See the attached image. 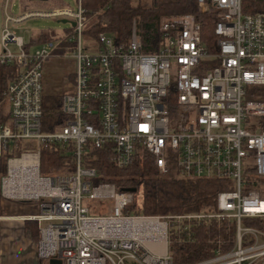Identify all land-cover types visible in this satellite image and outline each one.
Masks as SVG:
<instances>
[{"label": "built area", "instance_id": "obj_1", "mask_svg": "<svg viewBox=\"0 0 264 264\" xmlns=\"http://www.w3.org/2000/svg\"><path fill=\"white\" fill-rule=\"evenodd\" d=\"M7 12L9 0H5ZM247 0H197L201 12L217 16L215 39L205 40L192 13L160 17L161 48L146 52L134 26L127 45L102 32L84 44L87 16L82 0L14 17L6 13L0 62L15 66L0 98L9 119L0 124L2 198L38 203L40 254L61 264H174L171 231L192 241L202 221L233 219V247L190 264H264V9L246 12ZM74 21L64 35L27 47L9 29L29 17ZM63 43L66 51L57 52ZM73 51L72 90L62 110L68 116L54 131L42 129L43 67L53 56ZM32 142L31 147L14 145ZM75 145L76 170L41 172V146ZM87 141L112 143L116 164L129 163L137 145L154 157L161 175L216 180L223 189L216 210L165 215H128L134 192L113 183L94 185V168L82 165ZM112 199L110 215H90L83 200ZM258 223L250 224L247 221Z\"/></svg>", "mask_w": 264, "mask_h": 264}, {"label": "trees", "instance_id": "obj_2", "mask_svg": "<svg viewBox=\"0 0 264 264\" xmlns=\"http://www.w3.org/2000/svg\"><path fill=\"white\" fill-rule=\"evenodd\" d=\"M47 1V0H44ZM87 23L85 37L96 39L100 33L112 34L119 44L127 45L132 37L134 26L146 52L158 51L163 43L160 30V17L170 13H192L202 24L204 39H215L214 26L217 16L213 11L203 13L197 0H82ZM264 9V0H247L244 3L246 12ZM53 32L41 31L33 37L27 47L53 37ZM63 43L57 52L66 49ZM15 66L0 62V98L8 80L14 75ZM74 82V74L67 75ZM263 90L264 86H255ZM65 92L51 93L43 83L42 129L54 131L65 124L68 116L62 110ZM251 98L264 99V92L250 95ZM9 119L8 105L0 106V124ZM14 145L31 147L32 142L18 141ZM75 145L70 142H49L41 146V172L47 175L69 174L76 170ZM9 153L4 152L0 159V175L6 171V160ZM116 154L112 143L97 147L93 141H87L82 154V165L94 168L97 176L94 185L113 183L118 191L135 188L133 201L124 209L128 215H165L185 212L216 210V196L223 189L216 180L192 179L180 176L161 175L153 155L143 146L137 145L129 163L119 167L115 161ZM2 196L0 195V199ZM19 203L29 204L31 202ZM38 205V203H37ZM246 223L257 224L256 220ZM37 241L41 233L33 226ZM236 221L223 219L202 221L190 231L193 240L186 241L183 232L171 231V252L174 264H190L207 259L217 250H230L236 238ZM39 264H52L49 258H40Z\"/></svg>", "mask_w": 264, "mask_h": 264}, {"label": "rangeland", "instance_id": "obj_3", "mask_svg": "<svg viewBox=\"0 0 264 264\" xmlns=\"http://www.w3.org/2000/svg\"><path fill=\"white\" fill-rule=\"evenodd\" d=\"M149 1V0H146ZM5 0H0V35L5 26L4 19L6 13L17 17L30 11H50L55 7L65 6L75 9L77 0H9L7 12L5 11ZM70 28L68 23H62L57 17H29L19 23L10 24L9 29L16 35L22 36L26 42L35 37L41 31H52L56 36L64 35L65 31ZM84 44H91L89 38L83 37ZM34 47H40L35 44ZM1 51V48H0ZM73 51L65 55L53 56L46 60L43 67L44 79L47 90L51 93L67 92L72 90L73 83L68 74L73 73L76 68V59L72 56ZM32 207H38L36 202L28 204ZM83 205L89 208L90 215H110L113 208V200L106 199H88L83 200Z\"/></svg>", "mask_w": 264, "mask_h": 264}, {"label": "crops", "instance_id": "obj_4", "mask_svg": "<svg viewBox=\"0 0 264 264\" xmlns=\"http://www.w3.org/2000/svg\"><path fill=\"white\" fill-rule=\"evenodd\" d=\"M39 207H32L15 200L0 199V264H39V241L33 226L39 223L33 218Z\"/></svg>", "mask_w": 264, "mask_h": 264}, {"label": "water", "instance_id": "obj_5", "mask_svg": "<svg viewBox=\"0 0 264 264\" xmlns=\"http://www.w3.org/2000/svg\"><path fill=\"white\" fill-rule=\"evenodd\" d=\"M40 1H44V0H40ZM60 22L62 23H70L72 26L75 25V22L74 21H69L68 19H59ZM127 191H130V192H135L136 189L135 188H131V189H128ZM50 263L52 264H61V260L60 259H57V258H50Z\"/></svg>", "mask_w": 264, "mask_h": 264}]
</instances>
